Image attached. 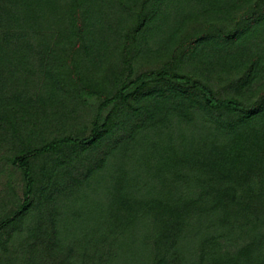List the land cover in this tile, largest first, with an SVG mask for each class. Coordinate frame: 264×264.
I'll list each match as a JSON object with an SVG mask.
<instances>
[{
  "label": "rangeland",
  "instance_id": "1",
  "mask_svg": "<svg viewBox=\"0 0 264 264\" xmlns=\"http://www.w3.org/2000/svg\"><path fill=\"white\" fill-rule=\"evenodd\" d=\"M0 264H264V0H0Z\"/></svg>",
  "mask_w": 264,
  "mask_h": 264
},
{
  "label": "trees",
  "instance_id": "2",
  "mask_svg": "<svg viewBox=\"0 0 264 264\" xmlns=\"http://www.w3.org/2000/svg\"><path fill=\"white\" fill-rule=\"evenodd\" d=\"M137 80L139 83L133 89L132 92H136L142 89L147 83V80H151V81L167 80V81H171V82H175L179 84L189 85L194 91H197L200 94L203 102L212 109H215V110H225V109L240 110L242 109V105L238 103L237 101L231 100V99H224V100L217 99L215 95L212 93V91L208 87H206L202 82L192 79L185 75L169 73L164 70L158 71V72L150 71L142 75L141 77H139ZM133 84L134 82L129 83L128 85L124 86L121 90H119L113 97H111L108 100H105L98 110V114L96 116L95 122H97L99 113L104 106L114 103L121 98H127L129 94L126 93V90L128 89L129 86ZM96 126L97 125L94 124V128L92 129V133L89 138H86V139H78V138H72V137L63 138V139L49 143L48 145L43 147L40 151L49 152V151H52V150H55L61 147L89 142L92 139L93 135L97 132ZM19 166L24 172L25 182L27 184L26 194H25V202H26L32 192L30 169L25 163H19Z\"/></svg>",
  "mask_w": 264,
  "mask_h": 264
}]
</instances>
